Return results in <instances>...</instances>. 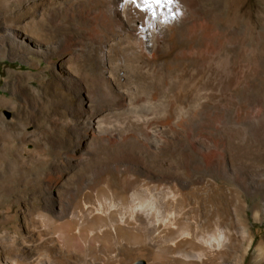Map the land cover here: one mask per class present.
Here are the masks:
<instances>
[{"label": "rangeland", "instance_id": "1", "mask_svg": "<svg viewBox=\"0 0 264 264\" xmlns=\"http://www.w3.org/2000/svg\"><path fill=\"white\" fill-rule=\"evenodd\" d=\"M1 2L27 16L0 22L24 50L0 56V264H264V0ZM100 186L138 236L67 250L36 215L64 221L72 200L87 224ZM167 213L178 226L159 230ZM206 230L218 241L198 259Z\"/></svg>", "mask_w": 264, "mask_h": 264}, {"label": "bare ground", "instance_id": "2", "mask_svg": "<svg viewBox=\"0 0 264 264\" xmlns=\"http://www.w3.org/2000/svg\"><path fill=\"white\" fill-rule=\"evenodd\" d=\"M1 1H3V0H1ZM122 1H123V3H122V9H123L124 6H125L126 0H122ZM4 2L0 3V22L11 26L12 29L13 28L15 29L16 26L13 27L14 23H17V21L19 20V17H22V15H24L26 13V11H17V13H15L14 16L10 15L7 12L8 5L6 3H4ZM126 6H127V4H126ZM121 14L123 16L122 10H121ZM23 19H25V18H23ZM12 20H14V22ZM34 23H35V21H34ZM35 24H36L35 28H37V22ZM18 26H19V23H18ZM130 26H131V24H130ZM26 32H27V30H26ZM37 32L41 33V31H38V30H37ZM31 33L28 34V35L31 38H36L34 36H31V35H36V33L35 34H34V32L32 34ZM18 38H20L19 35H17L16 32H14L13 30H7L4 34H2V37L0 39V56H4V54L6 52L5 48L7 47L5 44L7 42H11L10 43L11 47H10L9 51H11L13 53H22V52H24L23 46L21 44L15 42V40H17ZM37 40H38V42L40 41L39 39H37ZM40 42H42V41H40ZM206 74H208V72ZM204 76H202L203 79L199 78L200 76L198 78H194V79L192 77H190V79L185 81V82L188 83V85L186 84V86H189V89H191V90H196L197 91L198 89H202L203 85H205L206 83L209 84L210 82L212 83V81L214 82V80H215V77H214L215 75L208 76L209 77L208 80H204ZM193 77H195V76H193ZM204 87H206V86H204ZM207 102H209V101H207ZM214 105H215V103H214ZM98 115L99 114L97 112H93L89 116V119L86 118L87 122L84 123V127L88 128L86 130H91L95 134V136H97V137L100 136L99 134L102 132L100 130V128H99L100 125H99V116ZM250 125H251V123H246L247 127H249ZM155 144H157V142ZM106 178L107 177L105 176V178L100 177V178H97L96 180H93V179L84 180L85 184H84V186L81 185V187L84 188V187L88 186L89 183H94V182L96 183V185L100 184ZM104 182L106 183L107 181H104ZM134 187H135V193L136 194H139V191H140V194H142L143 190L148 192V191H150L149 188L151 189V186L149 184H147V183L134 184ZM149 193L141 195V199H140V202H139L140 212H142V215H144L145 219H149L152 216L151 214H152V205H153L152 203H153V201H152V197H151L152 194H149ZM91 195L92 194H90V198H91ZM81 199H82V197H81ZM92 199H93V204H94L93 207H94V209H92L90 211L92 213L91 216H92L93 219H92L91 222H89L87 224H85V222L83 220H81L80 216H79L80 218H77L78 214L79 213L81 214L82 208H81V206L79 207L80 204L79 205H77L76 203L74 204L72 202V200H67L66 211H61L60 214H59V217H61V218L63 216H65L66 214H67V216L70 215V218L66 217V219L64 221H59V220L57 221V220L53 219L50 215L41 212L40 214L36 215L37 216V220L44 227H47L48 229H50L56 235V237L59 240L60 244L62 246H66L67 247V250H70V249L79 250L82 247H86L87 245H89L91 241L94 242V243H98L99 242L103 246L109 248V247H112L111 245L113 243L119 242V240L121 238H125L126 240H129L131 238L133 239V238L138 236L137 232L134 231L135 219L132 216L129 215L130 211H129V208H128V205H127V202H126V198H124L123 196L122 197H120V196L116 197L114 195L111 196V193L109 192V190L106 187L100 186V187L96 188V190L94 191ZM107 199H109L110 202H113V204H112L113 206H111V208H109L107 206V204L109 203L107 201ZM79 203H81L80 200H79ZM114 215L116 216V218H115L116 220H115V222H112L111 219L114 217ZM155 216H156V214H155ZM155 220H157V219H155ZM161 220H162V218H161ZM177 222H178V220L175 218V216L171 215V213H167L166 217L164 218V223H163L162 227L159 228V230H161V229L164 230V229H167V228L168 229H171V228L174 229V227L178 226ZM210 224H212V223H209L208 225H210ZM207 230H209V229H207ZM207 230L203 231L200 234L198 233V236L196 235L198 243H199L198 248L196 249L197 250L196 258H198V259H202L211 250L213 251L214 246L212 245L213 244L211 242L212 240L218 241V240H216L217 238H215L216 235L214 236V233L211 234V235H209V233H208V235H207V232H208ZM212 231H214V230H212ZM39 236H40V234H39ZM210 236H212V238H210ZM189 239H190V237H189ZM184 240L185 239H183V242H184ZM186 240H187V238H186ZM188 241L190 242V240H188ZM258 250H259L260 254L264 253V243L263 242L259 243ZM157 258L158 257H156V259Z\"/></svg>", "mask_w": 264, "mask_h": 264}, {"label": "snow or ice", "instance_id": "3", "mask_svg": "<svg viewBox=\"0 0 264 264\" xmlns=\"http://www.w3.org/2000/svg\"><path fill=\"white\" fill-rule=\"evenodd\" d=\"M162 2L171 4V3H173V0H143V3L147 7H150L152 3L160 4Z\"/></svg>", "mask_w": 264, "mask_h": 264}, {"label": "water", "instance_id": "4", "mask_svg": "<svg viewBox=\"0 0 264 264\" xmlns=\"http://www.w3.org/2000/svg\"><path fill=\"white\" fill-rule=\"evenodd\" d=\"M139 264H144V262L141 261V262H139Z\"/></svg>", "mask_w": 264, "mask_h": 264}]
</instances>
